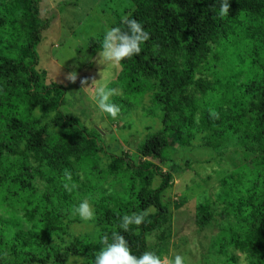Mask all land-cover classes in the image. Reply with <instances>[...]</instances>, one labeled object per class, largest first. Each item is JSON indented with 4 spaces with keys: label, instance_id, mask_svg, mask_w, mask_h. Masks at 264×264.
Masks as SVG:
<instances>
[{
    "label": "trees",
    "instance_id": "16d2710c",
    "mask_svg": "<svg viewBox=\"0 0 264 264\" xmlns=\"http://www.w3.org/2000/svg\"><path fill=\"white\" fill-rule=\"evenodd\" d=\"M40 2L0 0V264H94L100 239L111 243L114 233L140 256L160 229L152 251L162 258L173 221L163 194L178 172L170 136L184 147L199 141L252 158L225 173L195 223L213 227L212 254L237 250L264 264V0H229L223 18L222 0H131L117 13L114 27L127 30L125 18L136 19L149 38L119 63L123 93L111 103L125 115L148 96L145 114H161L162 127L139 142L136 161L61 111L67 88L46 83L39 66L49 27ZM102 40L92 37L91 47L101 49ZM84 199L95 209L92 228L74 230L82 219L73 207ZM143 210L145 222L119 228L124 215Z\"/></svg>",
    "mask_w": 264,
    "mask_h": 264
},
{
    "label": "rangeland",
    "instance_id": "374dc122",
    "mask_svg": "<svg viewBox=\"0 0 264 264\" xmlns=\"http://www.w3.org/2000/svg\"><path fill=\"white\" fill-rule=\"evenodd\" d=\"M131 0H41L40 16L49 20V27L43 32L38 46L39 66L45 82H57L67 88L66 102L61 106L63 113H73L90 128H97L103 133L106 143L117 144L121 148L116 153L129 154L133 160L139 159L137 146L150 131L162 127L161 114L150 116L145 108L150 105L147 96L142 105L131 109L125 115L112 118L102 112L95 102L98 86L105 85L115 90L110 102L116 95L123 93L116 85V78L121 70L119 63L101 65L97 62L98 51L91 47V39L102 38L104 33L114 27L118 14L131 5ZM75 71V82L67 80V74ZM169 155L176 162L178 172L172 179L171 186L163 194L164 203L170 206L173 216L170 231L166 238V252L162 259L174 261L179 255L184 264H249L248 255L233 250L228 255H214L210 250L212 226L199 228L195 216L199 204L215 198L221 178L232 171L245 159L236 150L217 153L209 147H184L170 136ZM107 160L104 157L105 163ZM167 171L168 164H162ZM157 177L155 185L160 184ZM92 220H81L73 225L74 230H90ZM162 229L154 231L150 237V251L160 245ZM66 264H85L77 258Z\"/></svg>",
    "mask_w": 264,
    "mask_h": 264
},
{
    "label": "clouds",
    "instance_id": "9594fccd",
    "mask_svg": "<svg viewBox=\"0 0 264 264\" xmlns=\"http://www.w3.org/2000/svg\"><path fill=\"white\" fill-rule=\"evenodd\" d=\"M229 7V0H222L218 15L221 18L226 16ZM123 22L127 25V30H122L121 27H110L104 33L101 50L98 51L97 62L99 64L120 63L126 58L139 54L141 45L148 40L149 34L136 19L125 18ZM66 78L71 82H75L77 73L75 71L69 72ZM114 94L115 90L100 85L97 87L94 97L98 108L112 118H116L120 112V108L110 102V97ZM73 214L78 215L82 220L88 221L94 219L95 209L87 199H84L73 207ZM148 215L149 210L124 215L121 218L119 228L127 232L130 230L131 225L139 226L145 222ZM99 243L102 248L96 255L94 264H184L183 257L179 255L174 258V261H169L166 258L162 259L153 251H145L140 256L133 255L127 241L119 233L113 234L111 243L108 242L107 236L102 237Z\"/></svg>",
    "mask_w": 264,
    "mask_h": 264
}]
</instances>
